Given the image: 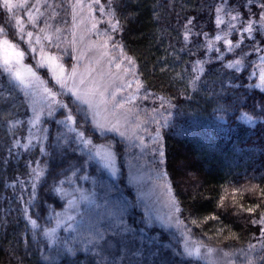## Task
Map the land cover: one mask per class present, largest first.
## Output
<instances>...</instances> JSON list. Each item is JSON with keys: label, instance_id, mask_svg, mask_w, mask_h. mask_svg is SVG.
<instances>
[{"label": "trees", "instance_id": "16d2710c", "mask_svg": "<svg viewBox=\"0 0 264 264\" xmlns=\"http://www.w3.org/2000/svg\"><path fill=\"white\" fill-rule=\"evenodd\" d=\"M230 2L239 8L236 20L231 16L237 12L231 9L216 12L213 5L219 6L220 0H102L115 23L111 42L134 64L140 104L145 112L149 108L157 112L154 129L161 139L162 168L179 205L180 221L194 243L226 252L234 264H264V116L254 114L264 101V91L249 87L259 85L264 44L257 40L253 52L248 37L256 33L244 31L247 25L242 24L249 19L259 27L258 16L248 18L247 12L251 7L259 13L261 0L248 7L245 0ZM217 15L224 18L219 25ZM0 27L11 29L1 5ZM13 41L18 42L16 36ZM226 41L240 48L230 51ZM241 49L247 50L246 59L237 65ZM228 63L234 66L227 68ZM37 72L47 79L56 98L67 103L45 70ZM0 96V264H91V253L70 255L67 250L85 248L95 235L96 218L106 212L112 217L100 229L109 227L110 219L122 218L137 229L135 247L141 253L134 255L132 245H117L114 237V247L101 252L109 264H203L185 257L173 236L148 226L126 181L124 143L107 135L118 160L117 177L95 160L77 167L86 153H73L64 140L56 146L58 134L73 135L67 127L47 118L45 142L28 146L27 97L17 86ZM60 111L55 115L62 119ZM68 127L76 125L68 122ZM91 138L94 144L106 143L97 132ZM41 148L50 155L41 154ZM33 169L40 173L38 179ZM82 175L89 179H79ZM53 184L56 191L49 194ZM73 188L84 189L92 203L82 210L78 231L62 237L58 245L51 244L44 232L55 226L67 205L66 191ZM249 207L254 210L249 212ZM213 216L217 219H210ZM31 220L37 221L36 227Z\"/></svg>", "mask_w": 264, "mask_h": 264}, {"label": "rangeland", "instance_id": "374dc122", "mask_svg": "<svg viewBox=\"0 0 264 264\" xmlns=\"http://www.w3.org/2000/svg\"><path fill=\"white\" fill-rule=\"evenodd\" d=\"M13 3L23 6L14 7L12 11L2 9L7 13L9 28L17 32L18 42L23 43L24 49H29L21 61L24 66L21 73L28 88L13 82L28 99L30 125L26 145L42 146L45 142L44 121L51 118L50 110L54 113L60 110L57 106L60 101L47 79L37 72L42 69L60 92L72 89L82 96L88 93L86 98L93 105L91 111L97 114L96 123L116 129L106 135H113L127 146V154L125 150L123 154L126 181L143 207L147 224L173 236L189 259L203 264H234L226 252L194 243L186 225L180 221L179 212L175 211L179 205L162 168L161 139L154 129L157 112L150 108L145 112L140 104L141 86L135 76L134 64L111 42L110 32L114 30L112 26L115 23L102 0L98 3L96 0H13ZM20 30L23 31V39L20 38ZM28 32L32 33L31 38ZM3 38L0 35V41ZM11 42L23 51L17 41ZM6 54L15 60L13 50L8 49L6 53L0 45V65ZM25 68H31L36 75L32 76ZM53 72L66 83L67 88L62 89L56 83ZM262 75L264 67L258 71L259 85L262 84ZM100 92L104 93L103 99ZM72 98L75 99L74 96ZM120 133L124 136L121 137ZM117 161L116 156V176L104 169L112 177L119 174ZM66 193V208L57 219L59 226L56 222L52 228L54 237H49L54 245H58L62 237L78 231L84 219L82 210L92 203L82 188H73ZM70 200L75 201L71 207L68 204ZM68 216L74 219L68 220Z\"/></svg>", "mask_w": 264, "mask_h": 264}, {"label": "snow or ice", "instance_id": "6c2138e0", "mask_svg": "<svg viewBox=\"0 0 264 264\" xmlns=\"http://www.w3.org/2000/svg\"><path fill=\"white\" fill-rule=\"evenodd\" d=\"M98 3L99 0H96ZM254 0H245L244 6L248 7L249 4H252ZM0 5L8 11H12L14 7H22V4H14L13 0H0ZM213 7L216 8V12L219 13L221 11H227L228 9H231V11H236L237 15L231 16L232 20H236L239 18V8H233L230 0H220L219 6L213 5ZM260 8L261 11L259 13L254 12L251 7H248L247 17L250 18L251 16L255 15L258 16L259 19V27L254 28V22H249V19H245L242 21V24H246L247 27L244 28V31L248 33H253L255 31L256 35H250L248 39L251 41L249 47L252 49L253 52L257 50V43L256 41L259 40L260 43L264 44V0H261L260 2ZM229 15H231V12L228 11ZM220 17L217 15L215 19L216 25H219L221 23ZM19 23V21H17ZM189 24H192L193 22L191 20L188 21ZM115 30V25L112 26ZM234 27V26H231ZM11 32V35L9 34ZM202 35H207V33H201ZM0 35H3V40L0 41V45L3 46L6 53L8 49L13 50V54L15 57V60L12 59L9 55H5L3 58V63L0 65V93L3 91H8L11 93L14 88L17 86L13 82H18L19 86H23L24 88H28V84L24 80L21 68L24 67L21 65V61L25 57L26 53L29 51V49H25L23 51L19 50L17 44H13L11 41L15 38L17 35V32H13L11 29L5 30L3 28H0ZM20 38L23 39V31H19ZM28 37L31 38L32 33H27ZM221 37L219 35L216 36V40H220ZM226 43L229 45V50H233V48H240L239 44L232 45L230 41H226ZM209 50H211L212 45L211 42H209L208 45ZM32 51H35L32 49ZM217 52L220 51V49L216 50ZM246 49H241L240 53H237L240 55V59L235 60V64L239 65L245 62V53ZM51 60L52 58L49 57ZM42 66V65H37ZM227 68H232L234 66L233 63H228L225 65ZM119 68V65H117ZM25 70L29 73H31L32 76H35V72L32 71L31 68H25ZM61 72H63V68L60 69ZM54 78L56 79V83L60 84L62 89L67 88V85L64 81L60 79V77L55 76V72H53ZM73 76H75V68H73ZM6 77V79L4 78ZM37 79H39L37 77ZM261 85L252 84L249 87L250 88H257L260 87L262 91H264V75L261 76ZM43 83V82H41ZM81 83H83V80H81ZM242 86V85H241ZM93 91H98V89H94ZM60 95H67L68 102L62 103L58 102V108L61 109L60 111V117L57 118L54 111H49V116L55 121V124L58 126H64L67 127V132L71 133L73 135L68 136L65 133H60L57 135V147H61L60 141L64 140L68 147L71 148V151L73 153H86V159L83 160L81 164H79L77 167H87L89 162L96 160L99 166L103 169L110 170L111 174L113 176H116L117 174V168L115 165L116 160V153L112 151L113 144L110 140V138L106 135L108 132L116 131L115 128L112 127H104L103 125L96 123V113L92 112L91 109L93 107L92 102L87 99L88 93H85L83 96L76 91H72V89H67V92H61ZM75 97L73 99L72 97ZM101 99H103L104 93L100 92ZM2 98V96H0ZM54 98V96H53ZM115 97L113 96V99ZM84 105H87V108L84 107ZM259 112L254 113L258 116H264V101H262L259 105ZM66 110V111H65ZM245 119L252 121L253 117L251 115L245 114ZM68 122H71L72 124L76 125V128L68 127ZM45 131H47L45 129ZM100 132L101 136L104 138L106 143L103 144H94L92 140V136L95 135L96 132ZM121 137L124 136V133H120ZM117 143H123V141H119ZM40 153L45 155L46 157L50 155L47 152V149L41 148ZM65 150V155H66ZM127 154V149H125V155ZM162 155V153H161ZM98 158V160H97ZM33 172L35 173V178L38 179L40 177V173H36L35 169H33ZM79 179L82 180H88L89 177L87 175H82L79 177ZM131 179V177H130ZM41 183L48 187L47 181H41ZM56 191L55 185L53 184L51 187H49V194H53ZM33 196H35V185H34V191ZM262 196H264V190H262ZM69 206L71 207L73 204H75V201L70 200L68 202ZM249 212L253 211V207H249L247 209ZM175 211L179 212V208L177 207ZM59 216V213L56 214ZM112 217V213L106 212L103 215H100L96 218V221L94 223V227L96 229L95 235L92 237H89L87 240V245L85 248H69L67 251L70 255H75L76 252L84 251L86 253H91V264H109V261L107 257L101 256V252L103 251L104 247H107L108 249H112L114 247L113 238H118L116 240V244L120 245L123 244L125 248H127L129 245H132V251L133 254L136 256H140L141 253L138 248L135 247L136 245V232L137 229L132 227L131 225L127 224L122 218H112L110 219L109 227L104 228L103 230L100 229V224L105 220ZM73 216H68V220H73ZM210 219L216 220L217 217L213 216L210 217ZM256 221H253L255 223ZM193 224H196L197 221H192ZM261 223H264V217L261 218ZM31 224L33 227L37 226L36 220H31ZM57 224L59 226V221H57ZM151 226L150 224L148 225ZM55 230H45L44 235L48 237H54ZM55 242V241H54ZM155 243V240L153 241ZM191 253H189L190 255Z\"/></svg>", "mask_w": 264, "mask_h": 264}]
</instances>
